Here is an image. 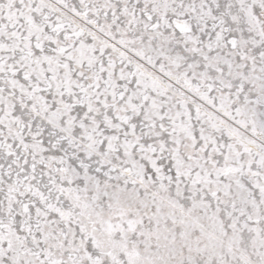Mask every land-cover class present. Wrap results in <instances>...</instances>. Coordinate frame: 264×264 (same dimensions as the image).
<instances>
[{"label":"snow or ice","instance_id":"snow-or-ice-1","mask_svg":"<svg viewBox=\"0 0 264 264\" xmlns=\"http://www.w3.org/2000/svg\"><path fill=\"white\" fill-rule=\"evenodd\" d=\"M0 264H264V0H0Z\"/></svg>","mask_w":264,"mask_h":264}]
</instances>
